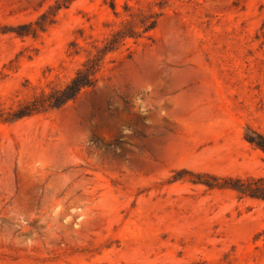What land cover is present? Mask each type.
<instances>
[{"label":"rangeland","instance_id":"374dc122","mask_svg":"<svg viewBox=\"0 0 264 264\" xmlns=\"http://www.w3.org/2000/svg\"><path fill=\"white\" fill-rule=\"evenodd\" d=\"M258 136L264 0H0V264H264Z\"/></svg>","mask_w":264,"mask_h":264},{"label":"trees","instance_id":"16d2710c","mask_svg":"<svg viewBox=\"0 0 264 264\" xmlns=\"http://www.w3.org/2000/svg\"><path fill=\"white\" fill-rule=\"evenodd\" d=\"M58 9L67 6V3L62 1L57 2ZM156 26L155 21H150L148 25H142V33L146 34L152 31ZM136 33L133 29L129 31L118 30L110 34L108 38L103 41V46L96 49V53L93 56H89L82 68L79 69L75 76L70 80L68 84L64 86L62 90L57 91L60 95L55 101L43 103V105H37L38 100L35 99L28 105V113H40L42 111H52L58 110L65 104L73 101L76 97L85 89H90L96 83V76L102 68L104 58L115 51H117L128 38H135ZM44 97V96H43ZM259 141L252 140L248 138L249 142L255 147L261 149L264 152V138L258 136ZM260 182V181H259ZM256 183V182H254ZM240 196H248L250 198L262 199L264 200V186L257 189H237Z\"/></svg>","mask_w":264,"mask_h":264}]
</instances>
